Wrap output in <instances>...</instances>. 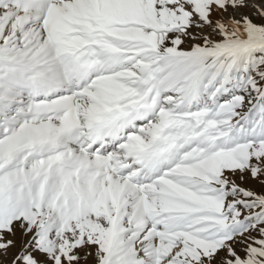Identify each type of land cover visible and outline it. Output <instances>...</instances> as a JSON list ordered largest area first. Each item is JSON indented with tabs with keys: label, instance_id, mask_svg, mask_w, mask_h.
Segmentation results:
<instances>
[{
	"label": "snow or ice",
	"instance_id": "obj_1",
	"mask_svg": "<svg viewBox=\"0 0 264 264\" xmlns=\"http://www.w3.org/2000/svg\"><path fill=\"white\" fill-rule=\"evenodd\" d=\"M0 264H264V0H0Z\"/></svg>",
	"mask_w": 264,
	"mask_h": 264
}]
</instances>
